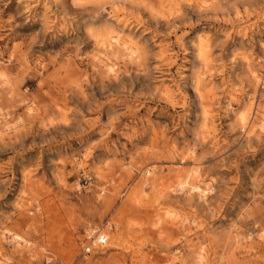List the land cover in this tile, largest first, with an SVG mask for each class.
<instances>
[{
	"label": "rangeland",
	"instance_id": "374dc122",
	"mask_svg": "<svg viewBox=\"0 0 264 264\" xmlns=\"http://www.w3.org/2000/svg\"><path fill=\"white\" fill-rule=\"evenodd\" d=\"M0 264H264V0H0Z\"/></svg>",
	"mask_w": 264,
	"mask_h": 264
},
{
	"label": "built area",
	"instance_id": "2783aa9c",
	"mask_svg": "<svg viewBox=\"0 0 264 264\" xmlns=\"http://www.w3.org/2000/svg\"><path fill=\"white\" fill-rule=\"evenodd\" d=\"M78 183L81 184V187L88 188L92 184V178L87 172L82 171L79 173ZM100 194L102 195L103 192L101 191ZM113 229L114 225L109 221L99 227H88L83 232L82 239L79 243L80 254L82 256H89L102 251L107 246L109 236Z\"/></svg>",
	"mask_w": 264,
	"mask_h": 264
}]
</instances>
